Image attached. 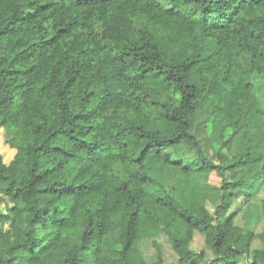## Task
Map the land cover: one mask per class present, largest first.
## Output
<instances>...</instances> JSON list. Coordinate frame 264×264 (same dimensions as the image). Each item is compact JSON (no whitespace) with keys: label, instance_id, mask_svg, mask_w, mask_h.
<instances>
[{"label":"trees","instance_id":"trees-1","mask_svg":"<svg viewBox=\"0 0 264 264\" xmlns=\"http://www.w3.org/2000/svg\"><path fill=\"white\" fill-rule=\"evenodd\" d=\"M0 128V264H264V0H0Z\"/></svg>","mask_w":264,"mask_h":264},{"label":"rangeland","instance_id":"rangeland-1","mask_svg":"<svg viewBox=\"0 0 264 264\" xmlns=\"http://www.w3.org/2000/svg\"><path fill=\"white\" fill-rule=\"evenodd\" d=\"M15 151V148L11 146L10 142L7 140L4 129L0 128V154L5 164L9 163V161L13 158ZM208 179L211 182L219 181L218 176L214 172L209 175ZM182 185L188 201H191L192 203L200 201L203 189L201 177L183 180ZM260 188L262 191L264 190V186H261ZM260 196L263 197L264 194L256 193L254 200L246 203L245 201L243 203L242 197H236L233 202L237 205H240L241 202L243 203L241 211L244 212V215L240 216L238 223L255 232H260L264 228V212L260 207ZM0 209H4L3 203L0 204ZM7 227L8 224L5 223L3 228L5 229ZM155 240L158 244V248H156L153 243V239L151 238H144L139 242V247L141 248L144 258L148 261H154L157 259V256L160 255L162 260L165 262L175 261L176 255L170 245L167 235L164 232H161L155 237ZM191 247L196 250L205 248L207 252L209 251L204 244L203 235L199 232H195L191 242ZM156 251H159V253Z\"/></svg>","mask_w":264,"mask_h":264}]
</instances>
